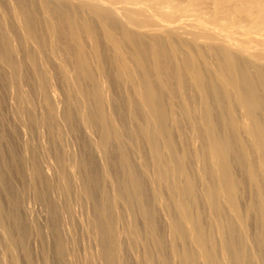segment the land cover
<instances>
[{
    "label": "bare ground",
    "instance_id": "1",
    "mask_svg": "<svg viewBox=\"0 0 264 264\" xmlns=\"http://www.w3.org/2000/svg\"><path fill=\"white\" fill-rule=\"evenodd\" d=\"M2 1L3 0H0L1 5L4 4ZM7 1L6 2L10 4V9L12 11L13 16H15V18L18 22V23L16 22L17 23L16 25H19V27H21L24 31V33H23L24 43H30V44L36 43L38 46L41 43L40 42L41 41L40 40V34H42V37L44 35H46L47 38L49 39L48 43H49V46L52 50L50 52L54 56V58H53L54 62L57 63V64H55L56 65L55 67H57L56 73H60V75H62L66 78V79H64V80H66V84H64V85H67V87L72 89V92L74 93V95L77 98L80 99L81 96L86 97L84 102H86V104L88 103L87 106L89 104H92L91 100H93V98H96V99H98V101H96V102H98L100 105V108H99L98 104L97 105L95 104L96 106H98L97 108H99V110L101 108H103L101 106V104H102L101 101L103 102L102 97H104V96H101V94H102L101 92L104 89L109 90L111 88V87L108 88L107 84H109L108 82H110L112 79L110 81H108L109 77L106 78L107 77L106 71L108 69L110 70L112 68V70H110L114 73V75H112V77L115 76V81L120 83L119 86L121 85L120 87L122 88V92L124 90H127V88L130 91H132V93L130 92V94L131 95L133 94V96H132L133 102L132 101L131 102L133 103V106L136 107V110H140L139 112L133 110L135 113V116H133V114H131V112H130V114L134 118L137 117L136 118L137 120L136 119L135 120L139 124V125H137L136 121L133 118L132 121H135L136 125L138 126V127L137 126L136 127L138 129L135 128V125L134 126L132 125L133 128L138 130V131L136 130V132L138 133V136H141L142 139L145 141V143L150 147H147L145 145V143H144V145L147 148H152L156 154H157L156 150H158V148H162L164 150V152H166V154L168 153L167 151H169V150L171 152L173 150H175V151L177 150L175 145L176 144L179 145V143H176V142H178V138H177V141H174V143H176V144H174L173 140H175L176 138L172 139L171 136L172 137H174V136L178 137L179 136L178 131L183 129V128H180L181 127L180 123L183 121H187V120H185V118H186L185 116H187V114H188V113H186L187 110L186 111L183 110L185 113L184 114L185 115L184 120H181V121L179 120L180 122L176 120L175 115H177V116L180 115V114H178V111H181V110L177 111L176 109L178 108L179 105H181V103H182L181 107L184 106L186 108L190 107V105L187 103L193 102L194 105L193 104L192 105L195 107H196L195 104L198 103V105H197L198 108H202L201 111H203V108H205L206 110L209 109L208 108L209 106L204 104V103H207L206 102L207 99L212 98L211 100L213 103L217 101L218 103L220 102L222 105H223L222 102L226 101L227 104L225 103L223 105V106H225V105L227 106V107L225 106L227 108L226 109L227 112L224 110L225 114L223 113L226 117L222 114L225 117V119H224V117H223V119H221V123H223L224 128L227 129V131H226L227 133L225 135L222 132L223 130L222 131L218 130V131H221L222 134L221 133L220 134L223 135V136H219L220 134H218L216 132L217 131L216 129H213L211 131V133H208V135L212 134V132L215 130L214 132L217 133L216 138H213L214 132H213V135H211L212 139L208 138V135H205L209 131V129L211 128L210 126H213L212 125L213 120L216 118L218 119L221 116V115H219V112L222 113L221 108L223 106H221V105H219V106H221V108L219 107L220 111L218 113H217L218 110H216V113L213 114L212 112H210V109H209L208 111L210 112V114L206 110H205L206 113L205 112L203 113L204 116H202V113H201V116L203 118H201V116L197 115L198 117L201 118L200 119L201 121H199V122H195V120L197 119V116L195 113H197V112L194 113L196 116L195 120L193 119L194 116L192 113H190V115L192 114V116L188 115L194 121L189 119V117H188L187 119H189V120L187 121V123L185 124V122H184V124L189 127V128L186 127V128H188L187 131L191 130L193 138L195 137V139L197 140L195 142H197V143L199 142L201 145V147H199L200 149H197V150H196V148H198V147L194 146L195 147L194 150H195L196 155H197L196 156L197 159L195 158L196 163H197V166H195V167H197V168L196 169L194 168L195 171L197 172V173L195 172L197 175L196 177H194L191 174H187L188 170H186L187 172H185V170H183V168H185L187 163H186V165L184 164L185 166L183 165L181 167L182 161H181L180 166H179L180 168L178 167V170L176 171L178 173V178H179L178 184L176 183L177 181L176 182H175V180L172 181L173 175L168 174L169 170L168 171H165V170L162 171L161 170V172H159L158 171L159 169H156V172L158 171V174H159L158 176L157 175L154 176L150 172V170H148L149 168H146V170H148L154 176V178L156 177L157 179H159L158 177L163 176L164 180H162V179L161 180H162V182H164L165 189H167V192L169 191V193L173 194V197H174V194L176 196L175 202L177 205H175V204L174 205H175V207H177V206L179 207L178 209H180V210H179L178 214L181 213V217H179L180 221L178 220L179 221L178 222L177 219L174 220L173 217L177 218L179 215L177 216L175 214L176 215V217H175V215L173 213L172 214L173 217L171 219H172V222L175 221L176 224L179 223V225H178L179 230L176 228V225L175 226L171 225L170 221H169V223H170L169 226L175 227V230L177 229L178 230L177 232L179 233V234H177L173 230L174 233L177 234L176 236L180 235L181 238L187 242V245H189L188 248H190V246H192V249H194L193 250L194 253L196 252L198 254L197 257L195 258L193 252L191 254L189 251V253L186 254L185 253L186 250H185V252H183L181 254V252H182L181 251L179 254L182 255V257H181V255H180V257L182 258L181 260H183L185 264H264V123L262 122L263 120L260 121L261 116L262 117L264 116V0H7ZM35 2H37V3L35 4ZM7 3H6V6H8ZM34 4L37 5L38 10H40L42 20H43V26L44 27L41 28L42 25L39 26V30H36L35 26L33 25L34 22L32 24V16L36 13L40 14V12L39 13L37 12L38 10H36V13H34V11H35L34 10V8H35ZM36 16H34V18H36V19L40 18V15H39V17H36ZM41 24H42V22H41ZM38 25H40V23ZM17 28H18V26H17ZM18 30H19V28H18ZM4 31L6 33H8L7 28ZM0 32H1V30H0ZM10 32H12V31H10ZM11 36H12L11 34L5 36L4 40L1 42L2 47H0V65L1 64L4 65L9 71H11V73L13 75L14 74L16 75L17 73H19V71L21 70L22 67H21V64H20V66H18L16 64L15 60L18 57L19 52L17 49H14V47H13L14 45L10 44ZM11 40H12L11 43H13V41H14L13 36H12ZM25 46H27V45H25ZM35 50L36 51L38 50L37 47L35 48ZM105 50L107 53H104ZM105 56L107 57V60H106ZM28 57H29V61H30L29 65H30L31 72H38L39 76L41 74H43V70H45V68L43 69L42 63L40 62L41 63V66H40L39 65L40 63L38 64V61H37L39 54L37 55V54H35V52H33ZM42 60H43V58H42ZM68 60H71V61L73 60V62L71 63V61H68ZM106 63H108L107 64L108 67L106 66ZM44 65L45 64H43V66ZM52 66L50 67V69L53 68ZM47 70H48V68H47ZM52 70H50L49 76H51V74L53 73V72L51 73ZM109 70H108V72H109ZM54 71H55V69H54ZM47 72H49V71H47ZM95 73L98 75V78H99V76H101V78H103L102 79L103 81L101 83L97 82L98 79L95 80L96 79V77L94 78V76L96 75ZM19 74H20V76L19 75L18 76L21 77V72ZM110 74H111V72H110ZM44 75L47 76V73L45 74V71H44ZM54 77H55V75H54ZM44 78H42V79H44ZM32 80H34V79H32ZM48 80L50 81V83L47 82L48 84L41 81L44 83L41 86L46 87L45 89L47 92L46 91L45 92H46V94L48 93L47 96L50 99L49 102H51V100H52L51 103H53V101H54V103L56 104V106L54 105L55 106L54 108H56L58 106L57 104L59 102L58 98H57L59 96H57V95H58L59 91L62 90L61 89L62 84L57 83V82L51 83L52 82L51 81L52 76H51V80H50V78ZM98 81H100V80H98ZM45 82H46V78H45ZM6 83L7 82H5V84ZM20 83L21 82H19V84ZM114 84H116V83H114ZM114 84H113V86H114ZM31 85H33V84H31ZM113 86H112V88H113ZM124 86L126 87L125 89L123 88ZM116 88H117V86H116ZM43 90H44V88L42 89V91ZM19 91H21V90H19ZM89 91H93V92H89ZM128 91H125V93L126 92L129 93ZM168 91H169V93L172 92V94H170L171 96L169 97L168 100H166L168 96L165 97V95H169V93H167ZM113 92H114V90H113ZM194 92H196L195 97L197 96V94L200 95V97L198 96L200 99L197 97L199 100L196 98L194 99ZM35 93H37V92H35ZM107 93L112 94L110 92H107ZM164 93H166V94L164 95ZM23 94H24V92H23ZM178 94H179V96H178ZM19 95H20V93H19ZM105 95L110 98V95H107L106 92H105ZM66 96H68V95L66 94ZM26 97H27V94H26ZM64 97H62V98H64ZM90 97H91V99H90ZM163 97L165 98L166 102H164L165 100L163 101V99H164ZM174 98L180 99V101H181V103H177L179 100L176 99L177 100L176 103L179 105L177 107H175L176 104L174 103L175 106H173L174 108H176L175 110H176L177 114L174 113L175 111L171 112L172 110L170 108L172 106L169 107V105H173V102H175ZM65 99H61V97H60V101L62 100V102ZM69 99H70V97H69ZM96 99H94L93 101H95ZM105 99H106V97H105ZM119 99H120V97H119ZM125 99H127V98H125ZM125 99H123V100H125ZM213 99H214V101H213ZM82 100H84V98ZM109 100L110 99H108V102H105V103H109V102L112 103V101H109ZM111 100H112V98H111ZM129 100H127V101L125 100L126 102L124 101V103L127 104V106H128L127 102ZM114 101H115V99H114ZM168 101H169V103H168ZM23 102H24V100H23ZM65 102H67V100ZM121 102H120V104H121ZM59 103H61V102H59ZM80 103H83V102H80ZM213 103H212V105H213ZM86 104H85V106H86ZM95 105L93 104V106H95ZM107 105L110 106V104H107ZM214 105L216 106L215 103H214ZM63 106H64V104H63ZM80 106H82V105H80ZM93 106H91L90 111L92 110ZM104 106H106V105H104ZM165 106L167 107V109L169 107L170 111L168 109V112H167ZM205 106H207V107H205ZM110 107H112V105ZM129 107L131 108V104ZM18 108H20V107H18ZM87 108H86L87 110H84V109L83 110L88 112L89 107H87ZM130 108H129V111H131ZM174 108H173V110H174ZM57 109H58V107H57ZM59 109H61V108H59ZM66 109H67V107H66ZM121 109H122V107H121ZM121 109H119V110H121ZM132 109H134V108L132 107ZM182 109H183V107H182ZM216 109H218V106ZM29 110H31V109H29ZM97 110L95 111L93 108V111L99 112V110L98 111ZM236 110L241 112V114L237 113L238 111L236 112V114L240 115L238 117V119L235 115ZM100 111H102V113H104L103 110H100ZM104 111H106V109ZM133 111H132V113H133ZM183 111H181V112H183ZM189 111H192V110L189 109ZM196 111H198V110H196ZM108 112H109V110H108ZM136 112H138V113H136ZM102 113H100V115L95 114V116L94 115H92V116L96 117V115H99V117L98 116L97 117L100 118L101 115H104V117L105 116L107 117L108 113L106 115H105V113L104 114H102ZM211 113L213 115L216 114L214 117H216L217 114L219 117H216V118L212 117V119H210ZM90 114H92V111L88 115H90ZM127 114H129V113H127ZM130 114H129V117H130ZM181 114H183V113H181ZM20 115H21V113H20ZM90 116H88V118H91ZM118 116H120V115H118ZM181 116L183 117V115H180V117ZM104 117H103V119H104ZM113 117L115 118V116H113ZM18 118H20V117H18ZM28 118H29V116H28ZM88 118L85 120H87L90 123V120ZM60 119L62 120V118H60ZM79 119H80V116H79ZM91 119H95V118H91ZM217 119H216V122H217ZM96 120H97V118H96ZM96 120L92 122L93 127H95L94 125L96 123ZM105 120L108 121L109 117H108V119L106 118ZM219 120L220 119H218V123H219ZM222 120H225V121L222 122ZM65 121H66V119L64 118L63 122H65ZM101 121H103V120H101ZM101 121L99 123H101ZM16 122H18V121H16ZM119 122H120V120H119ZM121 122H122V120H121ZM80 123H81V119H80ZM218 123H216L217 125L215 126V127L218 126L217 129L220 128L221 126H223V125H221L219 127ZM104 124L105 123H103L102 125H104ZM131 124H133V123L131 122ZM87 125H90V124H86V127H88ZM99 125L101 126V124H99ZM115 125H118V124H115ZM115 125H114V127H119V126H115ZM185 125H183V127ZM81 126H83V121H82ZM100 126H98V127H99V130L101 132ZM93 127L91 129H93ZM121 127H122V129L125 128V126L123 128V125ZM208 127H209V129H208ZM109 128H110V126H109ZM126 128L129 129V130L128 129L126 130V131H128L129 134H131L129 132L130 129H132V131H131L132 133H133V130L135 131V129H133L131 126H130V128L129 127H126ZM186 128H184V129H186ZM221 128L223 129V127H221ZM83 129H84V127H83ZM88 129L89 128L85 129V131ZM117 130L119 131V129H116V131ZM93 131L96 132V130H93ZM120 131H121V133L123 132V130H121V129H120ZM224 131H225V129H224ZM74 132L76 133L75 130H74ZM89 132H91V131H89ZM89 132H85V133L88 134ZM97 132L99 133V131H97ZM181 132L184 133L185 130H183ZM105 133H107L106 138H109L108 140H110V137H108V135H110L109 131L107 132L105 130ZM123 133L120 134V132H119V135H121L120 138L124 137ZM126 133H124V135ZM128 133L126 135V138L129 135ZM191 133L189 134V136L191 135ZM78 134L80 135V133H78ZM136 134H134V135H136ZM134 135H133V137H134ZM184 135L186 136L187 134L184 133ZM16 136H17V134H16ZM192 136H191V139H193ZM72 137H74V136H72ZM117 137H118V132H117ZM130 137H132V136L130 135ZM135 137H137V136H135ZM181 137H182V135H181ZM40 138H42V136ZM74 138H76V137H74ZM106 138L104 136L102 139H106ZM132 138H130L129 141ZM139 139H141V138H139ZM92 140H94V139H92ZM135 140H133L134 144L132 145L133 147L135 146L134 150L137 149L138 147H139V149H141L140 145H143V141L142 140H141L142 142L137 141V143L138 142L141 143L138 146V144L136 143ZM193 140H191V141H193ZM204 140H206V141H204ZM49 141H50V139H49ZM159 141L163 142V143L160 142L162 147H159V144H160ZM184 141H185V139H184ZM32 142H33V140H32ZM110 142H111V140H110ZM110 142H108V145ZM180 142H182L181 143V145H182L183 139ZM189 142L188 143L184 142V143L190 144L191 142L190 143ZM82 143H83V141H82ZM104 143L106 144V142H104ZM135 143L138 146L137 148H136ZM38 145H40V144H38ZM164 145H165L166 149H169V150L166 151L165 148L163 147ZM195 145L198 146V144H195ZM126 146H128V145H126ZM145 146H144V148H145ZM174 146H175V148H174ZM184 146H185V144H184ZM187 146L188 145H186V147ZM76 148H78V146ZM144 148H143V151H144ZM178 149H179V146H178ZM180 149H181V147H180ZM182 149H183V147H182ZM184 149L186 150V148H184ZM99 150H100V148H99ZM146 150L149 153L148 149H146ZM185 150L182 152H184L183 154H185V156H186ZM187 150H188V148H187ZM97 151H98V149H97ZM121 151H123V149ZM139 151H141V150H139ZM175 151H173L174 155L176 152H179V151L181 152V150L176 151V152ZM189 151H191V150H189ZM76 152H77V150H76ZM144 152H142V153L144 154ZM154 152L152 153L153 155H154ZM159 152L160 151L158 150V153ZM193 152H192V154L194 155ZM162 153L163 152L161 151V153H160L161 156H159L157 154L159 156V158L163 157L165 155V153H163V154ZM136 154H138V153H136ZM143 154H142L143 158H142V160H140L141 163L143 162V159L145 160L144 156H145L146 152H145L144 156H143ZM152 154H149V155H152ZM177 154H179V153H177ZM192 154H190V155H192ZM139 155H141V154H138L137 157H139ZM170 155H171V153H170ZM112 156H114V154ZM175 156H173V157H175ZM123 157L125 158V156H123ZM145 157H147V156H145ZM181 157L183 158V155ZM191 157H190V159H191ZM147 158L150 159V157H147ZM166 158L168 159V157L162 158L163 159L162 163H164V161L167 160ZM175 158L177 161V157H175ZM187 158L189 160L188 156L185 158V160ZM125 159H127V158H125ZM131 159H133V158L131 157ZM137 159H139V158H136V160ZM155 159L153 162H155L156 160L158 161V158L156 160ZM160 159H159V161H160ZM170 159H171V156H170ZM112 160H114V159H112ZM112 160H111V162H112ZM193 160H194V158H193ZM100 161H102V160L100 159ZM123 161H122V163H124ZM176 161H175V163H176ZM194 161H190L191 164ZM137 162L138 161H136V163ZM148 162H149L148 164L150 167L153 163L151 164L150 161H148ZM102 163H103V161H102ZM107 163H106V165H107ZM117 163H118V161H117ZM130 163L128 162V164L127 163H125V164L129 165ZM168 163H170V162H168ZM196 163L195 164L193 163V164L196 165ZM125 164H124V166H126ZM145 164H146V162L144 163V165L141 164L142 167L143 166L146 167ZM157 164H159V163H156V165ZM133 165H134V162L131 166H133ZM136 165H138V163ZM154 165H155V163H154ZM161 165H160V167L164 166L163 168L165 169L166 165L165 164H163V166H161ZM169 165H171V164H169ZM194 165H192V166L194 167ZM71 166L74 167L73 165H71ZM118 166H120V165L118 164ZM100 167H101V165H100ZM127 167H128L127 169H130L129 166H127ZM155 168H157V167L153 166V170H155ZM171 168L174 169L175 167L174 168L171 167ZM186 168H188V167H186ZM71 169H70V172H72ZM142 169L144 170V168H142ZM175 169H177V167ZM191 169H193V168H191ZM59 170L61 171V169H59ZM134 170H136V169H134ZM134 170H132V171H134ZM146 170H144V171H146ZM151 170H152V168H151ZM129 171H131V170H129ZM144 171H143V173H145V174L148 172V171L147 172H144ZM191 171H193V170H191ZM124 172H126V171H124ZM124 172L122 171V174H126ZM73 173H75V172H73ZM44 174H46V173H44ZM109 174H111V173L109 172ZM129 174H131V173L128 172L127 175H129ZM145 174H142V175L140 174L143 177V179L145 177L149 176V173H147L148 176H147V174L146 175ZM192 174H194V173L192 172ZM107 175H108V173H107ZM112 175H114V174H112ZM117 175H119V174H117ZM132 175H130V176H132ZM135 175H138V174L136 173ZM143 175H145V177ZM152 175H150V176H152ZM189 175H190V177L192 176L191 178L194 177L195 179L194 178L192 180L189 179L190 178V177H188ZM73 176H74V174H73ZM169 176L171 177L170 178L171 180L169 179ZM117 177H119V176H117ZM135 177L136 176H134V178ZM138 177L139 176H137V179L139 180L140 178H138ZM134 178H133V181H134ZM74 179H75V177H74ZM122 179H123V182L128 180V179L126 180V179L121 177V180H118V181H122ZM148 179H150V177H148ZM103 180L104 179H102V185H103V182L105 181V180L104 181ZM115 180H117V178ZM176 180H177V178H176ZM139 181H137V182H139ZM155 181L152 183L155 184ZM171 181L175 182V183H172ZM28 182H29V180H28ZM135 182H134V185L136 187ZM143 182L144 181L142 180V183ZM149 182L151 183V180ZM145 183H144V185H145ZM152 183H151V186L155 187V185H153ZM125 184H126V187H128L127 186L128 183H125ZM113 185H114V183H113ZM118 185H117V187H118ZM129 185H130V182H129ZM139 185L137 188H139ZM147 185H148V180H147ZM158 185L160 186V184H158ZM158 185H157V188L159 189ZM104 186H102V187H104ZM108 186L110 187V185H108ZM151 186L149 185L148 188H151ZM122 187L123 186H120L119 189L121 190ZM131 187H130V191L132 189ZM145 187L147 188V186H145ZM154 187H153V189H154ZM161 187H160V190H161ZM197 187H198V189H199V187H201V188L203 187V189H204V190L201 189L204 192V195L201 194V196H205L207 208H206V211L204 210V212H206V214L208 212L209 214H207V215H209V216L206 215L207 216L206 220L203 218L204 219L203 221L204 222L206 221V225H207L208 224L207 223L208 217H211L210 218L211 219L210 225L208 224V227H206L204 225L205 228H209V226L211 227V229H212L211 233H210L211 230L208 232V229H206L207 230V232H206L205 228L202 227V225H201L202 224L201 223L202 217L199 218L200 215H198L199 217L196 215V217L194 218L193 216H195V215L192 213L193 211L191 212L192 205H194L193 207L196 209L198 207L197 206L198 204L196 202L197 198H194L196 201H191L192 195H193V197L194 196L199 197V196L194 195V191L197 190L196 189ZM142 188H143V186L140 187L139 190ZM157 188L155 187L156 190H157ZM49 189H51V188H49ZM153 189H151V190H153ZM58 190H60V189H58ZM115 190L116 189L114 188V191ZM142 190H143V192H145V189H142ZM142 190H140V191H142ZM62 191L63 190H61V192ZM104 191H103V194H104ZM114 191L110 190L111 193H113ZM136 191H138V190H136ZM140 191H138L139 193L138 192H136V193L138 195L141 193L143 194V192L140 193ZM66 192H68V191H66ZM86 192H88V191H86ZM116 192L119 193L118 191H116ZM133 192H135V188H134ZM151 192H153V191H151ZM41 193H42V191H41ZM128 193H126V194H128ZM136 193H134V194H136ZM155 193H154V195H157V192H155ZM201 193H202V191H201ZM120 194L123 195L124 193L120 192ZM129 194L132 195L133 193L131 192ZM163 194H164V192H163ZM163 194H162V196H163ZM117 195H119V194H116V196ZM146 195H148V194H146ZM140 196H142V195H140ZM113 197H115V196H113ZM119 197H120V195H119ZM119 197L117 198L116 201L119 200ZM123 197H125V199H126V196L123 195ZM154 197L156 198V196H154ZM169 197H172V196H169ZM122 198H121V201H122ZM128 198H127V201H128ZM135 198H136V195H135ZM142 198H146V197L142 196ZM153 198H152V200H153ZM159 198H161L159 200H162V198H164V196L163 197L159 196ZM87 199H89L88 196H87ZM104 199H105V197H104ZM172 199H174V198H172ZM199 199L203 200L204 197L203 198L199 197L198 200ZM141 200H143V199H140V201ZM201 200H199V203L203 202ZM111 201L114 202L115 199H114V201L111 199ZM124 201L125 200H123V202ZM135 201L136 202H134V201L133 202L135 204H137V202H138V205H136L137 206L136 208L139 209V205H140L139 204V198H138V201L137 200H135ZM143 201H145V200H143ZM143 201H141V204ZM146 201H147V199H146ZM154 201L156 202V199L153 200V203H154ZM120 202L118 201V203H120ZM131 202L132 201H130V203ZM165 202H168V201H164V203ZM144 203L145 202H143V205H144ZM170 203H172V202H170ZM170 203L168 205H170ZM203 203H204L203 205H205V202H203ZM148 204H149V202H148ZM156 204H158V203H156ZM42 205H43V203H42ZM78 205H80V204H78ZM99 205H100V203H99ZM106 205H107V203H106ZM120 205H122V202ZM145 205H147V204H145ZM203 205H200V206H203ZM109 206L111 207L112 205H109ZM116 206H119V204L118 205L116 204L114 207H116ZM148 206H145V207L148 208ZM161 206H163V205L161 204ZM170 206H172V205H170ZM170 206H169V208H170ZM99 207L101 209V206H99ZM103 207H104V205L102 206V210H105V209H103ZM107 207H108V205H107ZM107 207L105 206V208H107ZM159 207H160V205H159ZM175 207H172V208H175ZM199 207H198V209H199ZM79 208L80 207H78L77 209H79ZM81 208H82V206H81ZM123 208H124V206H123ZM164 208H166V207H164ZM164 208H162V209H164ZM138 209H137V211H138ZM141 209H139V211H141ZM144 209L142 210V211H144L143 213L149 212L148 209H145L146 211ZM201 209H202V207H201ZM118 210H120V209H118ZM166 210H164L166 212V214L168 211L173 212L172 211L173 209L168 210V207L166 208ZM79 211H80V209H79ZM108 211H111V210H108ZM125 211H124V213L126 214L127 212H125ZM151 211H152V209H151ZM176 211H177V209H176ZM176 211L174 210L175 213H176ZM100 212L103 213L105 211H100ZM149 213H151V212H149ZM139 214L140 213H136L137 217ZM169 214H171V213L169 212ZM199 214H200V212H199ZM104 215L105 214H103V217H104ZM108 215H110V214H108ZM127 215H128V213H127ZM129 215H130V213H129ZM151 215H153V214L151 213ZM110 216H112V215H110ZM201 216H202V214H201ZM106 217H109V216H106ZM129 217L131 218V216H129ZM86 218H89V217H86ZM96 218L97 217L95 216V219ZM110 218H112V217H110ZM117 218H119V217H117ZM130 218H128V219L131 221ZM132 218H134V216ZM149 218H151V217H149ZM92 219H94V218L92 217ZM96 220H93V221H96ZM106 220L107 219L105 218V220H104L105 223L107 222ZM108 220H109V218H108ZM141 220H143V219L141 218ZM5 221H7V220H5ZM86 221H88V220H86ZM208 221H210V220H208ZM99 222H100V220H99ZM110 222H111V220H110ZM110 222H108V224ZM113 222H116V221H113ZM127 222H129V221H127ZM144 222H145V220H144ZM152 222L150 221V223H152ZM175 222H174V224H175ZM119 223H117V224H119ZM124 223H125V221H124ZM130 223H129V225L132 224V223L131 224ZM89 224H92V223H89ZM133 224H136V223L133 222ZM137 225H138V223H137ZM137 225H134V226H136V228H137ZM3 226H4V224H3ZM5 226H7V225H5ZM96 226L97 225H95L94 227L92 226V227L95 229ZM110 226H111V224H110ZM113 226H114V224H113ZM145 226H146V224H145ZM158 226H159V224H158ZM85 227H86V225H85ZM102 227H103V224H102ZM108 227L106 226V228H108ZM151 227L153 228L154 226L151 225ZM98 228H99V226H98ZM98 228H96V229H98ZM114 228H115V226H114ZM134 228H132V229L134 230ZM139 228L140 227H138V229ZM146 228L149 229L150 227H146ZM88 229H90V226ZM108 229L111 230V228H108ZM132 229L131 230L129 229V231H131L132 234H134ZM90 230L93 231V229H90ZM137 230H136V232H137ZM141 230L138 233H140L142 235L145 232H144V230H142L143 233H141ZM149 230H148V232H150ZM152 230L154 232V228ZM106 231H109V230H106ZM113 231H112V233H114ZM129 231H127V233ZM254 231H255V233H254ZM96 232H97V230H96ZM98 232L100 233L99 230H98ZM102 232H104V231H101L100 234L103 236L104 233H102ZM109 232L111 233V231H109ZM148 232H147V234H149V236H150V233H148ZM153 232L151 231V233H153ZM87 233H89V232H87ZM94 233H95V231L91 234L96 235V238H97V236H99V235L94 234ZM168 233H170V232H168ZM168 233H167V235H168ZM68 234H70V233H68ZM107 234L109 235V233H107ZM114 234L118 235L117 233H114ZM114 234H112V235H114ZM119 234L122 235L124 233L119 232ZM128 234L126 236H128ZM132 234L130 236H132ZM140 234H138V236ZM171 235H173L172 232H171ZM100 236H99V238H100ZM104 236H107V235L105 234ZM120 236L118 235L117 237H120ZM130 236L128 238L132 239L133 236L132 237H130ZM134 236H136V235L134 234ZM149 236L143 238V240H145L146 238L149 239ZM154 236L157 237V235H154ZM122 237H123V235H122ZM153 237H150V238L152 239ZM158 237L157 238L154 237V238L157 240ZM252 237H254L253 239H255V240H253V241H255V245L257 244V246H255V245H253V246H255V249L258 250L259 253L256 252L255 249H253V250L251 249V245L253 243V241L251 239ZM17 238H19V237H17ZM170 238L172 239L171 236H170ZM173 238H175V237H173ZM92 239L94 240V237ZM114 239H116V238H114ZM126 239H127V237H126ZM151 239H149V240H151ZM166 239H167V236H166ZM180 239L175 238L176 241L180 240ZM100 240L101 239H99L98 241H100ZM127 240H129V239H127ZM136 240H138V238ZM158 240H157V242L160 246V243ZM175 240H174V242H175ZM96 241H95V243H96ZM103 241L104 240H102V242ZM111 241L115 242V240L113 241V239ZM116 241H118V240H116ZM142 241H139V243L141 242V244H142ZM185 241L183 244L186 243ZM145 242L143 241V243H145ZM171 242H172V240H171ZM174 242H173V245H174ZM180 242L182 243L183 241H180ZM97 243H100V242H97ZM119 243L117 245H119ZM121 243H123V242H121ZM175 243L179 245V243H177V242H175ZM97 245H99V244H97ZM97 245H95V246H97ZM102 245H104V244H102ZM102 245L100 243V246H102ZM146 245H147V242H146ZM146 245H145V247H146ZM155 245L157 248L158 247L157 243ZM19 246H21V244ZM113 246H112V248L115 249V247H113ZM120 246H118V247H120ZM147 246H149V245H147ZM171 246L172 245L170 244V246L167 248L171 249ZM256 247L259 249H257ZM148 248L151 251L150 247H148ZM172 248H174L173 250H175L178 247L176 246V248H175L174 246H172ZM2 249H3V247H2ZM96 249H98V248H96ZM108 249H109V247H108ZM119 249L120 248H118V249L116 248V250H119ZM157 249L159 250V247ZM183 249L184 248H182V250ZM192 249H191V251H192ZM103 250H104V247H103ZM133 250H134V248H133ZM154 250H155V248L153 249V252H154ZM161 250H162V248H161ZM108 251H111V250L109 249ZM112 251H113L112 254L115 253L114 250H112ZM0 252H1V250H0ZM103 252H101V253H103ZM119 252H120V250H119ZM119 252H118V254H121V257H122V252L121 253H119ZM161 252H163V251H161ZM174 252L175 251H173L171 253H174ZM108 253H110V252H108ZM157 254H158V251H157ZM104 255H103V257H104ZM160 255H156V256H160ZM173 255H175V254H173ZM3 256H4V254H3ZM93 256L95 257V255H93ZM105 256H107V254ZM112 256L113 255H111V257ZM138 256H139V254H138ZM109 257H110V255H109ZM114 257H116V255ZM171 257H172V255H171ZM176 257L177 256L175 255V258ZM162 258H164V257H162ZM117 259H115V260H117ZM143 259H145V258H143ZM158 259H160V258L158 257ZM105 260L107 263V261H108L107 257L105 258ZM119 261H121V259ZM115 262L112 264H117V261H115ZM176 262H177V260H176ZM169 263H170V261H169ZM179 263H180V261L177 262V264H179ZM108 264H109V261H108ZM159 264H164V263H159Z\"/></svg>",
    "mask_w": 264,
    "mask_h": 264
},
{
    "label": "rangeland",
    "instance_id": "2",
    "mask_svg": "<svg viewBox=\"0 0 264 264\" xmlns=\"http://www.w3.org/2000/svg\"><path fill=\"white\" fill-rule=\"evenodd\" d=\"M7 0H3L2 2L4 3L3 5H1L0 4V30H1V32H0V47H2L1 46V42L4 40V38H5V36H7V35H12L13 36V39H14V41H13V43H11V39H12V36H11V38H10V44L11 45H14L13 47H14V49H17L18 50V52H19V55H18V57L16 58V64L18 65V66H20V64H21V70L19 71V73L21 72V77H19L20 76V74L19 73H17L16 75L14 74H12L11 73V71H9L4 65H0V250H1V252H0V264H108V261H109V264H112V263H114L115 261H117V264L119 263V264H159V263H164V264H177V262L178 261H180V263L181 264H185L184 263V261L183 260H181L182 258V253L183 252H185V250H186V254L187 253H189V251H190V253L192 254V252L194 253V249H192V246H190V248H188L189 247V245H187V242L184 240V239H182L181 238V236L180 235H178V236H176L177 234H179L177 231L179 230L178 228V225H179V223H177L176 224V222L174 221V220H176L177 219V221L179 220L180 221V218L179 217H181V213L180 214H178L179 213V210L180 209H178L179 207L177 206V207H175V205H177L176 204V202H175V199H176V196H175V194H174V197H173V194H171V193H169V191L167 192V189H165V186H164V182H162V180H164L163 178V176H160V177H158L159 179H157L156 177L154 178V176H158L159 174H158V171L159 172H161V170L163 171V170H165V171H168L169 173L168 174H171V175H173V178H172V181H174L175 180V182L178 184V173L176 172L177 170H178V167L180 166V163H181V161H182V165H181V167L185 164L186 165V163H187V165L185 166V168H183V170H185V172H187L186 170H188V172H187V174H191V175H193L194 177H196L197 175H196V171H195V169L197 168V167H195V166H197V163H196V159H197V155H196V152H195V147H198V148H196V150L197 149H200L199 147H201V145H200V143L198 142H195V141H197L196 139H195V137L193 138V136H192V133H191V130H189V131H187L188 130V126H186L185 124L187 123V121L189 120V119H191V117L190 116H192V114H193V116H194V120L196 119V116L197 115H199V116H201V113H202V116H204V112L206 113V111H208L209 109H210V112H212L213 114L214 113H216V110H218L217 111V113L220 111V108H221V106H223L225 103H226V101L225 102H222L223 103V105L219 102H214L215 104H216V106L214 105V103L212 102V98L211 99H207V103H204V104H206L207 106H209L207 109L208 110H206L205 108H203V111H201L202 110V108H198V103L197 104H195L196 105V107L195 106H193L194 104H193V102H191V103H187V104H189L190 105V107L189 108H186V107H184V106H182L183 107V109H182V107H181V105H182V103H181V101H180V99H177V98H174L175 99V102H173V105H169V107L170 106H172L170 109L172 110L171 112H174V113H176L177 114V112H176V110L178 111V110H181V111H186L187 110V112L186 113H188L187 114V116H185L184 114V111L183 112H181V111H178V114H180V115H183V117L181 116L180 117V115H175V118H176V120L177 121H181V120H184V118H185V120H187V121H183V122H181L183 125H185L184 127H183V125L180 123V128H183L182 130H180V131H178V134H179V136L178 137H176V136H174V137H172L171 136V138L172 139H175V140H173V143H174V141H177V138H178V142H176V143H179V145L178 144H176V143H174V144H176L175 146H176V151H179V150H181V152L182 151H184L185 149L184 148H186V156H185V154H183L184 152H176L175 150H173V151H175L176 153H175V155H174V153H173V151L171 152L169 149H166V147H165V145L163 146L164 148H165V150L167 151V150H169V151H167L168 153L166 154V152H164V150L162 149V148H158V150L160 151L159 153H158V150H156V152H157V154L159 155V156H161V151L163 152V153H165V155L163 156V157H160L159 158V156L153 151V149L152 148H147V147H150V146H148L146 143H145V141L142 139V137L141 136H138V133L136 132V130L138 129L137 127V125H139L138 123H137V117L136 118H134L133 116H135V113H134V111L133 110H135V111H140V110H136V107L135 106H133V100H132V96H133V94L131 95L130 94V92L132 93V91H130L128 88H127V90H124L126 87L124 86L123 88V92H122V88L119 86V84L120 83H118V82H116L115 81V76H113L112 77V75H114V73L112 72V71H110V70H112V68L109 70L107 67V64L108 63H106V68L109 70V72H108V70L106 71V78H108V81H110L111 79V81L110 82H108L109 84H107V86H108V88H110L108 91L107 90H103L101 93V96H104V97H102L103 98V102L101 101V106L103 107V108H101L100 110H103V112L105 113V115L108 113H110L109 115L107 114V117L105 116L104 117V115H101L100 116V118H98L99 117V115H100V113H102V111H100L99 110V108H100V105H99V103L98 102H96V101H98V99H96V98H93V100L94 99H96L95 101H93V100H91L92 101V104H89L88 106H87V104H86V102H84L85 101V99H86V97H80V99L79 98H77L75 95H74V93L72 92V89H70L69 87H67V85H64V84H66V80H64V79H66L64 76H62V75H60V73H56L57 72V67H55L56 65L55 64H57L56 62H54V56L52 55V53L50 52V51H52L51 50V48H50V46H49V39L47 38V36L46 35H44L43 37H42V34H40V44L37 46V44L36 43H34V44H30V43H24V41H23V33H24V31H23V29L21 28V27H19V25H16L18 22H17V20H16V18H15V16H13V14H12V11H11V9H10V4L9 3H7L6 2ZM6 3H7V5L8 6H6ZM37 2H35V4H36ZM34 4V5H35ZM35 8H34V13H36V10H38V7H37V5H35L34 6ZM9 8V9H8ZM38 13L40 12V10H38L37 11ZM6 15V16H5ZM37 15V16H36ZM39 15H40V18H34V16H36V17H39ZM4 20V21H3ZM37 20V21H36ZM17 22V23H16ZM33 22H34V24H33ZM40 23V25H38L39 23ZM41 22H42V24H41ZM6 23V24H5ZM32 24L35 26V28H36V30H39V26H41V28L42 27H44L43 26V20H42V16H41V12H40V14H34L33 16H32ZM2 25V26H1ZM38 25V26H37ZM17 26H18V28H19V30H18V28H17ZM7 28L8 29V33H6L4 30ZM10 31H12V32H10ZM5 33V34H4ZM10 33V34H9ZM13 33V34H12ZM16 34V35H15ZM2 35V36H1ZM5 35V36H4ZM43 39V40H42ZM25 45H27V46H25ZM36 45V46H35ZM27 47V48H26ZM37 47V51L35 50V48ZM25 48V49H24ZM49 48V49H48ZM27 50V51H26ZM33 50V51H32ZM33 52H35V54H39V57H38V64L41 62L42 63V67H43V69L45 68V70H43V74H41L40 76H39V74H38V72H31V70H30V61H29V57L28 56H30L31 54ZM37 52V53H36ZM104 53H107L106 52V50L104 51ZM46 54V55H45ZM26 57V58H25ZM41 57V58H40ZM106 57V56H105ZM24 58V59H23ZM42 58H43V60H42ZM40 60V61H39ZM106 60H107V57H106ZM68 61H71V60H68ZM73 62V60L71 61V63ZM41 63L39 64L40 66H41ZM43 64H45L44 66H43ZM47 65V66H46ZM53 65V66H52ZM4 66V67H3ZM53 67V68H51L50 69V67ZM47 68H48V70H47ZM53 69V70H52ZM54 69H55V71H54ZM50 70H52L51 71V76H52V80H51V76H49L50 75ZM44 71H45V74L47 73V76L46 75H44ZM47 71H49V72H47ZM110 72H111V74H110ZM35 73V74H34ZM49 73V74H48ZM96 74V73H95ZM19 75V76H18ZM36 75V76H35ZM43 75V76H42ZM54 75H55V77H54ZM59 75V76H58ZM97 75V74H96ZM94 76V78L96 77V79L95 80H100V81H98L97 80V82H99V83H101L103 80V78H101V76H99V78H98V75L97 76ZM49 76V77H48ZM19 77V78H18ZM32 77V78H31ZM46 78V82H45V78ZM22 80H21V79ZM42 78H44V79H42ZM50 78V80L52 81L51 83H55V82H57V83H60V84H62V90H60L59 91V93H58V95L57 96H59V97H57L58 98V101L59 102H61V103H59L58 102V109H57V107L56 108H54L55 106H56V104L54 103V101H53V103H51L52 102V100H51V102H49L50 101V99H49V97L47 96L48 95V93L46 94V87H43V86H41V85H43L44 83H50V81L48 80ZM58 78V79H57ZM62 78V79H61ZM32 79H34V80H32ZM32 80V81H31ZM62 80V81H61ZM21 82L20 84H19V82ZM41 81H43V82H41ZM114 81V82H113ZM5 82H7L6 84H5ZM47 83V84H48ZM114 83H116V84H114ZM31 84H33V85H31ZM37 84V85H36ZM113 84H114V86H113ZM34 86V87H33ZM112 86H113V88H112ZM116 86H117V88H116ZM120 88H119V87ZM123 86V85H122ZM23 88V89H22ZM31 88V89H30ZM34 88V89H33ZM37 88V89H36ZM44 88V90L42 91V89ZM66 88V89H65ZM70 90H69V89ZM19 90H21V91H19ZM113 90H114V92H113ZM129 90V91H128ZM46 91V92H45ZM71 93H70V92ZM121 91V92H120ZM125 91H128L129 93H125ZM17 92V93H16ZM23 92H24V94H23ZM35 92H37V93H35ZM45 94H44V93ZM89 92H93V91H89ZM105 92H106V94L107 95H110V98L109 97H107L106 95H105ZM107 92H110V93H112V94H109V93H107ZM120 92V93H119ZM19 93H20V95H19ZM167 93H169V91L167 92ZM196 92H194V99L196 98V99H198L199 97H200V95H198L197 94V96L195 97V94ZM26 94H27V97H26ZM66 94L68 95V96H66ZM72 94V95H71ZM89 94V93H88ZM131 96H130V95ZM166 93H164V95H165ZM170 94H172V92H170L169 93V95H165V97L166 96H168L167 97V99L166 100H168L169 99V97L171 96ZM177 94V93H176ZM175 94V95H176ZM35 95V96H34ZM62 95V96H61ZM70 95V96H69ZM91 95V94H90ZM89 95V96H90ZM163 95V96H164ZM19 96V97H18ZM30 96V97H29ZM65 96V97H64ZM113 96V97H112ZM178 96H179V94H178ZM199 96V97H198ZM48 99H47V98ZM60 97H61V99H65V100H63V102H62V100L60 101ZM62 97H64V98H62ZM69 97H70V99H69ZM105 97H106V99H105ZM115 97V98H114ZM119 97H120V99H119ZM127 98V99H125V98ZM198 97V98H197ZM14 98V99H13ZM20 98V99H19ZM23 98V99H22ZM35 98V99H34ZM84 98V100H82ZM111 98H112V100H111ZM118 98V99H117ZM164 98V97H163ZM179 98V97H178ZM69 99V100H68ZM90 99H91V97H90ZM108 99H110L109 101H112V103L111 102H109V103H105V102H108ZM114 99H115V101H114ZM117 99V100H116ZM122 99V100H121ZM123 99H125L126 101L127 100H129L127 103H128V106H127V104H125L124 103V101L125 100H123ZM179 100L178 102H177V100ZM200 99V98H199ZM198 99V100H199ZM23 100H24V102L26 103H24L23 102ZM67 100V102L69 103H67V102H65ZM79 100V101H78ZM165 100V98L163 99V101ZM166 100L164 101V102H166ZM13 101V102H12ZM90 101V102H91ZM118 103H117V102ZM122 101V102H121ZM125 101V102H126ZM132 101V102H131ZM174 101V100H173ZM213 101H214V99H213ZM48 102V103H47ZM80 102H83V103H80ZM120 102H121V104H120ZM181 103V105H179V104H177V103ZM197 102V101H196ZM19 103V104H18ZM50 103V104H49ZM64 104V106H63V104ZM86 104V106L87 107H89V110H88V112L87 111H84V110H87L88 108L85 106V104ZM168 103H169V101H168ZM176 104V106H175V104ZM212 103H213V105H212ZM218 103V104H217ZM24 104V105H23ZM60 104V105H59ZM84 104V105H83ZM93 104L95 105H97L98 104V106H99V108H97L98 106H93ZM107 104H110V106L112 105V107H110V106H108ZM117 104V105H116ZM130 104H131V108L129 107L130 106ZM193 104V105H192ZM227 104V103H226ZM23 105V106H22ZM29 105V106H28ZM48 105V106H47ZM55 105V106H54ZM80 105H82V106H80ZM93 106L92 107V114H90V115H88L89 113H91V111H90V108H91V106ZM104 105H106V106H104ZM167 105V104H166ZM181 107H179V106ZM219 105H221V106H219ZM17 106V107H16ZM25 106V107H24ZM61 106V107H60ZM84 106V107H83ZM125 106V107H124ZM168 106V105H167ZM173 106H175V107H177L178 106V108L176 109V108H174ZM207 106H205V107H207ZM217 106H218V109H216L217 108ZM226 106V105H225ZM225 106H223L221 109H222V113L221 112H219V115H221L220 117L218 116V114H217V116L216 117H219L218 119H220L219 120V123H218V119L216 118V117H214L215 115H213L212 113H211V118L210 119H212V117H214V118H216L217 119V122H216V119H214L213 120V126H210L211 128V130L209 129V127H208V129H209V131L205 134V135H208V133H211V131L213 130V129H216L217 131V133L218 134H220L221 133V131L224 133V135L227 133L226 131H227V129L226 128H224V125H223V123H221V119H223V117L225 116L224 114V110L226 111V107ZM18 107H20V108H18ZM32 107V108H31ZM35 107V108H34ZM65 107V108H64ZM66 107H67V109H66ZM83 107V108H82ZM121 107H122V109H121ZM127 107V108H126ZM132 107L134 108V109H132ZM166 107V106H165ZM169 107H168V109H169ZM195 109H194V108ZM215 110H213L212 108ZM220 107V108H219ZM8 110H7V109ZM24 108V109H23ZM59 108H61V109H59ZM87 108V109H86ZM93 108H94V110L96 111L97 109L99 110V112H95V111H93ZM96 108V109H95ZM121 109V110H119V109ZM129 108L131 109V111H129ZM173 108H174V110H173ZM180 108V109H179ZM193 108V109H192ZM18 109V110H17ZM28 109V110H27ZM29 109H31V110H29ZM50 109V110H49ZM84 109V110H83ZM106 109V111H104ZM112 109V110H111ZM168 109H167V107H166V110H167V112H168ZM170 109H169V111H170ZM176 109V110H175ZM189 109H191L192 111H189ZM212 109V110H211ZM238 109V108H237ZM83 112H81V111ZM97 110V111H98ZM108 110H109V112H108ZM111 110V111H110ZM117 110V111H116ZM123 110V111H122ZM196 110H198V111H196ZM206 110V111H205ZM8 111V112H7ZM22 111V112H21ZM47 111V112H46ZM57 111V112H56ZM71 111V112H70ZM132 111H133V113H132ZM194 111V112H193ZM200 111V112H199ZM238 110H236L235 111V115H236V117H237V119H238V117L240 116V115H238V114H236V112H237ZM30 112V113H29ZM87 112V113H86ZM123 112V113H122ZM126 112V113H125ZM130 112H131V114H133V116L130 114ZM138 112H136V113H138ZM183 113V114H181V113ZM195 112H197V113H195ZM209 112V111H208ZM210 112H209V114H210ZM227 112V111H226ZM6 113V114H5ZM13 115H12V114ZM20 113H21V115H20ZM104 113H102V114H104ZM127 113H129L130 114V117H129V114H127ZM190 113H192L191 115H190ZM196 114V116H195V114ZM200 113V114H199ZM221 113V114H220ZM224 113V114H223ZM237 113H240L241 114V112L240 111H238ZM10 114V115H9ZM29 114V115H28ZM31 114V115H30ZM95 114H99V115H96V117H94L95 116ZM113 114V115H112ZM224 116H223V115ZM83 117H82V116ZM85 115V116H84ZM90 116L91 118H95V119H91V118H88V116ZM92 115H94V116H92ZM117 115V116H116ZM118 115H120V116H118ZM188 115H190V116H188ZM11 116V117H10ZM28 116H29V118H28ZM60 116V117H59ZM62 116V117H61ZM79 116H80V119H81V123H80V119H79ZM98 116V117H97ZM104 117V119H103V117ZM113 116H115V118L113 117ZM177 116V117H176ZM185 116V117H184ZM201 116V118H203ZM18 117H20V118H18ZM68 117V118H67ZM108 117H109V120L108 121H106L105 119L107 118L108 119ZM123 117V118H122ZM179 117V118H178ZM189 117V119H187ZM226 117V116H225ZM225 117H224V119H225ZM18 118V119H17ZM60 118H62V120L60 119ZM64 118L66 119V121L68 122H63L64 121ZM83 118V119H82ZM89 119L90 120V123L87 121V120H85V119ZM96 118H97V120H96ZM112 118V119H111ZM121 118V119H120ZM134 118V120L136 121V123H137V125H136V123H135V121H132V119ZM200 117H198L197 116V119L195 120V122H199V121H201L200 119H201ZM15 119V120H14ZM101 120H103V121H101V123H99ZM115 119V120H114ZM130 119V120H129ZM193 119H191V120H193ZM96 120V123H95V127H93V125H92V122L93 121H95ZM114 120V121H113ZM119 120H120V122H119ZM121 120H122V122H121ZM126 120V121H125ZM193 120V121H194ZM203 120V119H202ZM261 120H263L262 122L264 123V116L262 117L261 116V118H260V121ZM16 121H18V122H16ZM82 121H83V126H81V124H82ZM179 121V122H180ZM223 121H225V120H222V122ZM14 124H13V123ZM38 122V123H37ZM42 122V123H41ZM98 122V123H97ZM111 122V123H110ZM119 122V123H118ZM128 122V123H127ZM131 122L133 123V124H131ZM184 122H185V124H184ZM21 123V124H20ZM63 123V124H62ZM103 123H105L104 125H102ZM108 123V124H107ZM118 124V125H115V124ZM121 123V124H120ZM216 123H218V125H219V127L221 126V125H223V126H221V127H223V129L220 127V128H218L217 129V127H215L217 124ZM221 123V124H220ZM62 124V125H61ZM86 124H90V125H87L88 127H86ZM94 124V123H93ZM98 124V125H97ZM99 124H101V126L99 125ZM110 124V125H109ZM215 124V125H214ZM78 125V126H77ZM92 125V126H91ZM109 128V126H110V128L108 129L106 126ZM114 125L115 126H119V127H114ZM123 125V128H124V126H125V128L124 129H122V126ZM127 125V126H126ZM135 125V128H137V129H135V128H133V126ZM20 129H18L17 127ZM98 126H100V129H101V132H100V130H99V127ZM105 126V127H104ZM130 126L133 128V129H135V131L133 130V133L131 132L132 131V129H130V133L131 134H129L128 133V131H126L128 128H126V127H129L130 128ZM137 126V127H136ZM10 127V128H9ZM16 127V128H15ZM21 127V128H20ZM45 127V128H44ZM56 127V128H55ZM83 127H84V129H83ZM93 127V129H91ZM113 127V128H112ZM186 127H188V128H186ZM215 127V128H214ZM12 128V129H11ZM42 128V129H41ZM69 128V129H68ZM87 128H89L88 130L89 131H91V132H89L88 130H86L85 131V129H87ZM95 128V129H94ZM98 128V129H97ZM104 128V129H103ZM112 128V129H111ZM184 128H186V129H184ZM64 129V130H63ZM66 129V130H65ZM72 129V130H71ZM91 129V130H90ZM116 129H119V131L117 130L116 131ZM120 129L121 130H123V132L124 133H128L129 135V137H130V135L133 137V135L134 134H136V135H134V137L135 136H137V137H130V138H132L130 141H129V137L127 136V138H126V135H127V133L124 135V133H123V136L126 138H124V137H122V138H120L121 137V135H119V132H120V134H122L121 133V131H120ZM224 129H225V131H224ZM12 130V131H11ZM19 130V131H18ZM50 130V131H49ZM74 130L76 131V133L74 132ZM93 130H96V132L95 131H93ZM103 130V131H102ZM105 130L108 132L109 131V134L110 135H108V137H110V140H111V142H110V140H108L109 138H106V136H107V133H105ZM129 130V129H128ZM183 130H185V134H187L186 136L184 135V133H182L181 131H183ZM218 130H221V131H218ZM15 131V132H14ZM17 131V132H16ZM65 131V132H64ZM67 131V132H66ZM97 131H99V133L97 132ZM126 131V132H125ZM138 131V130H137ZM215 131V130H214ZM213 131V132H214ZM69 132V133H68ZM85 132H89L88 134H86ZM103 132V133H102ZM116 132V133H115ZM117 132H118V137H117ZM136 132V133H135ZM213 132H212V134H209L208 135V138H210V139H212V136L211 135H213ZM17 134V136H16V134ZM20 133V134H19ZM68 133V134H67ZM78 133H80V135L78 134ZM85 133V134H84ZM94 133V134H93ZM97 133V134H96ZM102 135H101V134ZM105 133V134H104ZM191 133V135L189 136V134ZM217 133H215L214 132V136H213V138H216V134ZM222 134V133H221ZM219 135V136H223V135ZM45 135V136H44ZM91 137H90V136ZM100 135V136H99ZM181 135H182V137H181ZM13 136V137H12ZM21 136V137H20ZM42 136V138H40ZM48 136V137H47ZM60 136V137H59ZM72 136H74V137H76V138H74V137H72ZM105 136V138L106 139H102L103 137ZM185 136V137H184ZM191 136H192V138L194 139H191ZM218 136V135H217ZM24 137V138H23ZM58 137V138H57ZM63 137V138H62ZM78 137V138H77ZM20 138V139H19ZM45 138V139H44ZM61 138V139H60ZM67 138V139H66ZM69 138V139H68ZM129 138V139H128ZM139 138H141V139H139ZM181 138V139H180ZM187 138V139H186ZM12 139V140H11ZM49 139H50V141H49ZM79 139V140H78ZM92 139H94V140H92ZM118 139V140H117ZM136 139V140H135ZM180 139V140H179ZM183 139V144L181 145V143L182 142H180L181 140ZM184 139H185V141H184ZM32 140H33V142H32ZM104 140V141H103ZM107 140V141H106ZM116 140V141H115ZM133 140H135L136 141V143H137V141H140V142H142L143 141V145H140V148L141 149H139V144H141L140 142H138L137 144H138V146H137V144H136V148L138 149H135L134 150V148H135V146L133 147L132 145L134 144L133 143ZM142 140V141H141ZM187 140V141H186ZM191 140H193V141H191ZM42 141V142H41ZM48 141V142H47ZM58 141V142H57ZM63 141V142H62ZM75 141V142H74ZM82 141H83V143H82ZM134 141V142H135ZM191 143H190V142ZM204 141H206V140H204ZM90 142V143H89ZM104 142H106V144L104 143ZM108 142H110L109 143V145H108ZM163 143L162 141H159V143ZM184 142H189L190 144H187V143H184ZM34 143V144H33ZM43 143V144H42ZM52 143V144H51ZM59 143V144H58ZM74 143V144H73ZM83 145H82V144ZM103 143V144H102ZM123 143V144H122ZM131 143V144H130ZM144 143H145V145L147 146H145L144 145ZM161 143L159 144V147H162L161 146ZM38 144H40V145H38ZM48 144V145H47ZM81 144V145H80ZM87 144V145H86ZM100 144V145H99ZM165 144V143H164ZM184 144H185V146H184ZM195 144H198V146L197 145H195ZM46 145V146H45ZM64 145V146H63ZM126 145H128V146H126ZM163 145V144H162ZM186 145H188L187 147H186ZM61 146V147H60ZM75 146V147H74ZM78 146V148H76ZM111 146V147H110ZM144 146H145V148H144ZM175 146H174V148H175ZM178 146H179V149H178ZM195 146V147H194ZM81 147V148H80ZM87 147V148H86ZM96 147V148H95ZM180 147H181V149H180ZM182 147H183V149H182ZM193 149H192V148ZM99 148H100V150H99ZM143 148H144V151L146 152V154H145V152L143 151ZM173 148V149H174ZM187 148H188V150H187ZM31 149V150H30ZM86 149V150H85ZM97 149H98V151H97ZM104 149V150H103ZM123 149V151H121ZM146 149H148V151H149V153L147 152V150ZM42 150V151H41ZM58 150V151H57ZM76 150H77V152H76ZM88 150V151H87ZM108 150V151H107ZM139 150H141V151H139ZM189 150H191V151H189ZM31 151V152H30ZM154 152V155L152 154L153 152ZM194 151V152H193ZM200 151V150H199ZM198 151V152H199ZM28 152V153H27ZM101 152V153H100ZM105 152V153H104ZM124 152V153H123ZM142 152H144V154H145V156H147V157H150V159H148L147 157H145L144 156V154L142 153ZM192 152L194 153V155L192 154ZM197 152V153H198ZM14 153V154H13ZM17 153V154H16ZM136 153H138V154H141V155H139V157H137V155L138 154H136ZM162 153V154H163ZM170 153H171V155H170ZM177 153H179V154H177ZM188 153V154H187ZM105 154V155H104ZM108 154V155H107ZM110 154V155H109ZM114 154V156H112ZM142 154H143V156H144V158H145V160L143 159V162L145 161L146 162V167L145 166H143L142 167V165L141 164H143L144 165V163L142 162L141 163V161L140 160H142ZM148 154V155H147ZM149 154H152V155H149ZM173 154V155H172ZM190 154H192V155H190ZM43 155V156H42ZM59 155V156H58ZM83 155V156H82ZM125 156V158H127V159H125L123 156ZM128 155V156H127ZM157 155V156H156ZM169 155V156H168ZM183 155V158L181 157ZM100 158H99V157ZM170 156H171V159H170ZM173 156H175V157H177V161H176V158L175 157H173ZM181 158H180V157ZM189 157V160H188V158L185 160V158L186 157ZM192 156V157H191ZM195 156V157H194ZM83 157V158H82ZM107 157V158H106ZM131 157L133 158V159H131ZM153 157V158H152ZM165 157H168V159L167 160H165L164 161V163H162L163 162V159L162 158H165ZM190 157H191V159H190ZM13 158V159H12ZM32 158V159H31ZM48 158V159H47ZM60 158V159H59ZM91 158V159H90ZM123 158V159H122ZM136 158H139V159H137L136 160ZM141 158V159H140ZM147 158V159H146ZM158 158V161H159V159H160V161L158 162L156 159ZM173 158V159H172ZM179 158V159H178ZM193 158H194V160H193ZM196 158V159H195ZM18 161H17V160ZM40 159V160H39ZM53 159V160H52ZM76 159V160H75ZM85 159V160H84ZM100 159L103 161V163H102V161H100ZM112 159H114V160H112ZM152 159V160H151ZM154 159L157 161H155V162H153L154 161ZM183 159V160H182ZM80 160V161H79ZM106 160V161H105ZM111 160H112V162H111ZM124 160V161H123ZM127 160V161H126ZM129 160V161H128ZM147 160V161H146ZM179 160V161H178ZM58 161V162H57ZM100 161V162H99ZM117 161H118V163H117ZM122 161L124 162V163H122ZM136 161H138L137 163H138V165H136L137 163H136ZM148 161H150V163L152 164H150L151 166L149 167V162ZM152 161V162H151ZM167 161V162H166ZM175 161H176V163H175ZM190 161H194V162H192V164H191V162ZM24 162V163H23ZM34 162V163H33ZM78 162V163H77ZM109 164H108V163ZM120 162V163H119ZM128 162L130 163L129 165H126L125 163H127L128 164ZM133 162H134V165L133 166H131L132 164H133ZM141 164H140V163ZM166 162V163H165ZM168 162H170V163H168ZM185 162V163H184ZM46 163V164H45ZM51 163V164H50ZM66 163V164H65ZM81 163V164H80ZM85 163V164H84ZM106 163H107V165H106ZM154 163H155V165H154ZM156 163H161L160 165L161 166H163V164H165L166 166H165V169L163 168V167H160V165L159 164H157L156 165ZM196 163V165H194V164ZM2 164V165H1ZM15 164V165H14ZM53 164V165H52ZM80 164V165H79ZM117 164V165H116ZM118 164L120 165V166H118ZM124 164L126 165V166H124ZM140 164V165H139ZM148 164V165H147ZM169 164H171V165H169ZM178 164V165H177ZM71 165H73L74 167H72ZM88 165V166H87ZM100 165H101V167H100ZM177 165V166H176ZM191 165V166H190ZM192 165H194V167L192 166ZM71 166V167H70ZM123 166V167H122ZM127 166H129V168L130 169H127L128 167ZM136 166V167H135ZM153 166H155V167H157V168H155V170H153ZM55 167V168H54ZM62 167V168H61ZM82 169H81V168ZM120 167V168H119ZM171 167H177V169H172ZM186 167H188V168H186ZM47 168V169H46ZM65 170H64V169ZM69 168V169H68ZM73 170H72V169ZM92 168V169H91ZM102 168V169H101ZM109 168V169H108ZM132 168V169H131ZM140 168V169H139ZM142 168H144V170H146V168H149L148 170H150V172L154 175H152L148 170H146V171H144ZM151 168H152V170H151ZM162 168V169H161ZM180 168V167H179ZM191 168H193V169H191ZM195 168V169H194ZM2 169V170H1ZM46 169V170H45ZM58 169V170H57ZM59 169H61V171L59 170ZM70 169H71V171L72 172H70ZM124 169V170H123ZM127 169V170H126ZM134 169H136V170H134ZM138 169V170H137ZM156 169H159L157 172H156ZM190 169V170H189ZM79 170V171H78ZM83 170V171H82ZM129 170H131V171H129ZM132 170H134V171H132ZM142 172H141V171ZM191 170H193V171H191ZM3 171V172H2ZM122 171L124 172V171H126V172H124V173H126V174H122ZM137 171V172H136ZM140 173H139V172ZM143 171L144 172H147V173H149V176H148V174H147V176L148 177H150V179H148V177H145V173H143ZM73 172H75V173H73ZM78 172V173H77ZM88 172V173H87ZM95 172V173H94ZM109 172L111 173V174H109ZM128 172L129 173H131V174H129V175H127L128 174ZM133 172V173H132ZM138 174V175H135L136 173ZM154 172V173H153ZM192 172L194 173V174H192ZM196 172V173H195ZM3 173V174H2ZM24 173V174H23ZM44 173H46V174H44ZM51 173V174H50ZM61 173V174H60ZM74 174V176H73V174ZM86 173V174H85ZM91 173V174H90ZM94 173V174H93ZM107 173H108V175H107ZM157 173V174H156ZM177 175H176V174ZM22 174V175H21ZM72 174V175H71ZM112 174H114V175H112ZM117 174H119V175H117ZM136 176L135 178H134V176ZM142 174H145V175H143L145 178L143 179V177L141 176ZM162 174V173H161ZM176 176H175V175ZM21 177H20V176ZM71 175V176H70ZM76 175V176H75ZM91 175V176H90ZM104 177H103V176ZM111 175V176H110ZM122 175V176H121ZM130 175H132V176H130ZM150 175H152V176H150ZM3 176V177H2ZM47 176V177H46ZM51 176V177H50ZM114 176V177H113ZM117 176H121L122 178H124V179H128L127 181H125V182H123V179H122V181H118V180H121V177L119 178V177H117ZM128 176V177H127ZM137 176H139L138 178H140L139 180L141 181H139L138 179H137ZM53 177V178H52ZM74 177H75V179H74ZM77 177V178H76ZM88 177V178H87ZM101 177V178H100ZM107 177V178H106ZM109 177V178H108ZM113 177V178H112ZM127 177V178H126ZM142 177V178H141ZM156 180H154L153 178ZM188 177H190V175L188 176ZM192 177V176H191ZM189 178V179H193V178ZM21 178V179H20ZM117 178V180H115ZM131 178V179H130ZM133 178H134V181H133ZM171 177L169 176V179H170ZM176 178H177V180H176ZM49 179V180H48ZM51 179V180H50ZM53 179V180H52ZM68 179V180H67ZM77 179V180H76ZM101 179V180H100ZM102 179H104L103 181V185H102ZM137 179V180H136ZM162 179V180H161ZM195 179V178H194ZM28 180H29V182H28ZM47 180V181H46ZM130 180V181H129ZM142 180L144 181L143 183H142ZM146 180V181H145ZM147 180H148V185H147ZM151 180V183L152 182H154L155 181V184L154 183H152L153 185H155V187L157 188V185L158 184H160V186H159V189L157 188V190L155 189V187L154 186H151V183L149 182ZM159 180V181H158ZM161 180V181H160ZM171 180V179H170ZM2 181V182H1ZM8 181V182H7ZM12 181V182H11ZM78 181V182H77ZM84 181V182H83ZM92 181V182H91ZM109 181V182H108ZM114 183V185H113V183ZM137 181H139V182H136ZM158 181V182H157ZM171 181V182H172ZM46 182V183H45ZM86 182V183H85ZM96 182V183H95ZM111 182V183H110ZM123 182V183H122ZM129 182H130V185H129ZM133 184H132V183ZM134 182H135V184H136V187H135V185H134ZM146 182V183H145ZM175 182H172V183H175ZM116 183V184H115ZM119 185H118V184ZM125 183H128L127 184V186L128 187H126V184ZM144 183H145V185H144ZM51 184V185H50ZM79 184V185H78ZM110 185V187L108 186V185ZM125 186H124V185ZM132 184V185H131ZM140 184V185H139ZM157 184V185H156ZM65 187H64V186ZM101 185V186H100ZM105 185V186H104ZM117 185H118V187H117ZM138 185H139V188L140 187H142L143 186V188L142 189H145V192H143V190L142 189H140V190H142V191H140L139 190V188H137L138 187ZM142 185V186H141ZM149 185L151 186V188H148L149 187ZM33 186V187H32ZM61 186V187H60ZM70 186V187H69ZM88 186V187H87ZM96 186V187H95ZM102 186H104V187H102ZM114 186V187H113ZM116 186V187H115ZM120 186H123L122 188H121V190L119 189L120 188ZM132 186V187H131ZM145 186H147V188L145 187ZM162 186V187H161ZM56 187V188H55ZM125 187V188H124ZM130 187L132 188L131 189V191H130ZM153 187H154V189H153ZM160 187H161V190H160ZM8 188V189H7ZM49 188H51V189H49ZM97 188V189H96ZM106 188V189H105ZM108 188V189H107ZM114 188L116 189L115 191H114ZM129 188V189H128ZM134 188H135V192H133L134 191ZM137 188V189H136ZM49 189V190H48ZM58 189H60V190H58ZM101 189V190H100ZM119 189V190H118ZM125 189V190H124ZM151 189H153V190H151ZM197 190H195L194 191V195H196V196H199L200 198L202 197H204V199L203 200H201V199H199V200H201V201H203V202H205V205H203L204 203L203 202H200L199 203V200H198V198L199 197H193V195H192V197H191V201H196L197 202V206L199 207L200 205H203V206H200L199 207V209H198V207H197V209L196 208H194L193 206L194 205H192V208H191V212L195 215V216H193L194 218L196 217V215L198 216V215H200V217L199 218H201L202 217V220H201V225H202V227L203 228H205V226L206 227H208V224L210 225V222H211V217H208V220H210V221H208L207 220V225H206V221L204 222L203 220L205 219L206 220V217L207 216H209V215H207V214H209L208 212H207V214H206V212H204V210L206 211V206H207V203H206V200H205V196H201V194H203L204 195V192H203V187L201 188V187H199V189H198V187L196 188ZM201 189H203V190H201ZM52 190V191H51ZM61 190H63L62 192H61ZM105 190V191H104ZM108 190V191H107ZM110 190L112 191H114L113 193H111L110 192ZM129 190V191H128ZM136 190H138V191H140V193L141 192H143V194L141 193V194H137L136 192H138V191H136ZM153 191V192H151V191ZM160 190V191H159ZM166 190V191H165ZM199 190V191H198ZM202 191V193H201V191ZM41 191H42V193H41ZM57 191V192H56ZM66 191H68V192H66ZM72 191V192H71ZM81 191V192H80ZM86 191H88V192H86ZM99 191V192H98ZM103 191H104V194H103ZM116 191H118L119 193H117ZM126 191V192H125ZM129 193H133L132 195L131 194H129ZM159 191V192H158ZM45 192V193H44ZM75 192V193H74ZM116 192V193H115ZM120 192H122V193H124L123 195L124 196H126V199H125V197H123V195H121L120 194ZM155 192H157V195H154V193ZM163 192H164V194H163ZM198 192V193H197ZM62 193V194H61ZM107 193V194H106ZM115 193V194H114ZM126 193H128V194H126ZM134 193H136V194H134ZM139 193V192H138ZM159 193V194H158ZM196 193V194H195ZM109 194V195H108ZM114 194V195H113ZM116 194H119L120 195V197H119V195H117L116 196ZM126 194V195H125ZM146 194H148V195H146ZM156 194V193H155ZM162 194H163V196H164V198H162V200H159V199H161V198H159V196L160 197H163L162 196ZM168 194V195H167ZM171 194V195H170ZM198 194V195H197ZM6 195V196H5ZM44 195V196H43ZM50 195V196H49ZM63 195V196H62ZM104 195V196H103ZM131 197H130V196ZM135 195H136V198H135ZM140 195H142V196H144V197H146V198H142V196H140ZM153 195V196H152ZM87 196H88V198L89 199H87ZM92 196V197H91ZM102 196V197H101ZM113 196H115V197H113ZM154 196H156V198L154 197ZM169 196H172V197H169ZM27 197V198H26ZM43 197V198H42ZM50 197V198H49ZM59 197V198H58ZM75 197V198H74ZM104 197H105V199H104ZM110 197V198H109ZM119 197V202L121 201V198H122V205H120L121 204V202L120 203H118V201H116L117 200V198ZM129 197V198H128ZM133 197V198H132ZM139 198V204L141 205H139V209H141L142 207V209H141V211L145 208V209H148V211L149 212H151L153 215H151V213H149V212H145V213H143L144 211H139V209L138 208H136L137 206L136 205H138V202H137V204H135L134 202H136L135 200H137L138 201V198ZM156 199V202L154 201V203H153V200H155L154 198ZM169 197V198H168ZM2 198V199H1ZM4 198V199H3ZM54 198V199H53ZM69 198V199H68ZM109 198V199H108ZM127 198H128V201H127ZM131 198V199H130ZM152 198H153V200H152ZM172 198H174V199H172ZM194 198H197L196 200L194 199ZM76 199V200H75ZM111 199L114 201V199H115V201L114 202H112L111 201ZM134 199V200H133ZM140 199H143V200H145V201H143V200H141V201H143V202H145L144 203V205H143V202H142V204H141V201H140ZM146 199H147V201L149 202V204H148V202L146 201ZM193 199V200H192ZM60 200V201H59ZM87 200V201H86ZM106 200V201H105ZM123 200H125L124 202H123ZM29 201V202H28ZM108 201V202H107ZM130 201H132L131 203H130ZM134 201V202H133ZM161 201V202H160ZM164 201H168V202H165L164 203ZM87 202V203H86ZM105 202V203H104ZM127 202V203H126ZM163 202V203H162ZM170 202H172V203H170ZM42 203H43V205H42ZM82 203V204H81ZM99 203H100V205H99ZM106 203H107V205H108V207H107V205H106ZM109 203V204H108ZM126 203V204H125ZM130 203V204H129ZM156 203H158V204H156ZM170 203V205H172V206H170V205H168ZM69 204V205H68ZM78 204H80V205H78ZM104 205V207H103V209H105V210H102V206ZM114 204V205H113ZM118 205L119 204V206H116V207H114L115 205ZM145 204H147V205H145ZM161 204L163 205V206H161ZM175 204V205H174ZM9 205V206H8ZM20 205V206H19ZM109 205H112L111 207L109 206ZM149 205V206H148ZM151 205V206H150ZM159 205H160V207H159ZM41 206V207H40ZM81 206H82V208H81ZM99 206H101V209H100V207ZM105 206L107 207V208H105ZM123 206H124V208H123ZM145 206H148V208L147 207H145ZM169 206H170V208H169ZM33 207V208H32ZM46 207V208H45ZM78 207H80L79 209H80V211H79V209H77ZM164 207H168V210L170 209V210H172L173 212H171V211H168L167 212V214H166V212L164 211V210H166V208H164ZM172 207H175V208H172ZM196 207V206H195ZM201 207H202V209H201ZM8 208V209H7ZM53 208V209H52ZM110 208V209H109ZM114 208V209H113ZM157 208V209H156ZM162 208H164V209H162ZM194 208V209H193ZM14 209V210H13ZM63 209V210H62ZM113 209V210H112ZM118 209H120V210H118ZM128 211H127V210ZM132 209V210H131ZM137 209H138V211H137ZM144 209V210H145ZM151 209H152V211H151ZM176 209H177V211H176ZM193 209V210H192ZM9 210V211H8ZM108 210H111V211H108ZM126 210V211H125ZM131 210V211H130ZM174 210L176 211V213L174 212ZM203 210V211H202ZM3 211V212H2ZM83 211V212H82ZM99 211V212H98ZM100 211H105V212H100ZM109 213H108V212ZM118 211V212H117ZM120 211V212H119ZM124 211L125 212H127L128 213V215H129V213H130V215L129 216H131V218L127 215V213L125 214L124 213ZM146 211V210H145ZM167 211V210H166ZM46 212V213H45ZM98 212V213H97ZM108 214H110V215H112V216H110V215H108ZM114 212V213H113ZM169 212L171 213V214H169ZM198 212V213H197ZM199 212H200V214H199ZM136 213H140L139 215H138V217H137V215H136ZM142 213V214H141ZM174 213V215L176 214L178 217L177 218H174L173 217V214ZM191 213V214H192ZM46 214V215H45ZM70 214V215H69ZM99 214V215H98ZM103 214H105L104 215V217H103ZM124 214V215H123ZM133 214V215H132ZM147 214V215H146ZM150 214V215H149ZM159 214V215H158ZM201 214H202V216H201ZM74 215V216H73ZM92 215V216H91ZM102 215V216H101ZM121 215V216H120ZM123 215V216H122ZM127 215V216H126ZM168 215V216H167ZM170 215V216H169ZM172 215V216H171ZM176 215H175V217H176ZM207 215V216H206ZM95 216L97 217L96 219H95ZM100 216V217H99ZM106 216H109V217H106ZM134 216V218H132ZM142 216V217H141ZM8 217V218H7ZM72 217V218H71ZM86 217H89V218H86ZM92 217L94 218V219H92ZM110 217H112V218H110ZM117 217H119V218H116ZM125 219H124V218ZM143 219V220H141V218ZM149 217H151V218H149ZM170 217V218H169ZM173 217V221L175 222V224H174V222H172V218ZM105 218L107 219L106 221V223L104 222V220H105ZM108 218H109V220H108ZM122 218V219H121ZM128 218H130L131 219V221L128 219ZM155 218V219H154ZM179 218V219H178ZM204 218V219H203ZM16 219V220H15ZM103 219V220H102ZM124 219V220H123ZM133 219V220H132ZM171 219V220H170ZM5 220H7V221H5ZM14 220V221H13ZM86 220H88V221H86ZM93 220H96V221H93ZM99 220H100V222H99ZM110 220H111V222H110ZM121 220V221H120ZM144 220H145V222H144ZM152 222L153 220V222L152 223H150V221ZM6 223H5V222ZM83 221V222H82ZM93 221V222H92ZM113 221H116V222H113ZM124 221H125V223H124ZM127 221H129V222H127ZM141 221V222H140ZM169 221L171 222V225H173V226H175L176 225V228L178 229H176L175 230V227H173V226H169L170 225V223H169ZM178 221V222H179ZM98 224H97V223ZM108 222H110L109 224H108ZM120 222V223H119ZM132 224H131V223ZM133 222L134 223H136V224H133ZM140 222V223H139ZM155 222V223H154ZM158 222V223H157ZM89 223H94L93 225L92 224H89ZM103 224V227H102V224ZM114 224V226H115V228H114V226H113V224ZM117 223H119V224H117ZM124 223V224H123ZM129 223L131 224V225H129ZM137 223H138V225H137ZM144 223V224H143ZM149 225H148V224ZM154 223V224H153ZM3 224H4V226H3ZM17 224V225H16ZM45 224V225H44ZM86 225V227H85V225ZM101 226H100V225ZM108 224V225H107ZM110 224H111V226H110ZM122 226H121V225ZM141 224V225H140ZM145 224H146V226H145ZM157 224V225H156ZM158 224H159V226H158ZM5 225H7V226H5ZM94 227L95 225H97L96 227H95V229L92 227V226ZM108 227V228H111V230L110 229H108V228H106V226ZM134 225H137V228H136V226H134ZM151 225H153L154 227V232H153V228L151 227ZM164 225V226H163ZM205 225V226H204ZM13 226V227H12ZM77 226V227H76ZM89 226H90V229H93V231L92 230H90V229H88L89 228ZM98 226H99V228H98ZM131 226V227H130ZM164 228H163V227ZM7 227V228H6ZM17 227V228H16ZM82 227V228H81ZM84 227V228H83ZM121 227V228H120ZM123 227V228H122ZM136 229H135V228ZM138 227H140L142 230H144V232L147 234V232H148V230L150 231V232H148V233H150V236H149V234H140V233H138V232H140V230L138 229ZM146 227H150L149 229L148 228H146ZM170 227V228H169ZM5 228V229H4ZM96 228H98V229H96ZM101 228V229H100ZM115 230H114V229ZM132 228H134V230L132 229ZM144 228V229H143ZM152 228V229H151ZM10 229V230H9ZM16 229V230H15ZM109 230V231H111V233H112V231L114 232V233H117L119 236L121 235V234H119V232L120 233H124V234H122L123 235V237H122V235L120 236V237H117L118 235H115L114 233H112V234H114V235H112L109 231H106V230ZM113 229V230H112ZM128 229V230H127ZM129 229L131 230H133V232H134V234L137 236H134V234H132V232L131 231H129ZM138 229V230H137ZM206 229H208V232L210 231V233L212 232V229H211V227L209 226V228H205V231L207 232V230ZM255 229V228H254ZM18 230V231H17ZM49 230V231H48ZM96 230H97V232H98V230L100 231V233H101V231H104V232H102V233H104L103 234V236L99 233H97L96 232ZM136 230H137V232H136ZM141 230V233H143V231ZM163 230V231H162ZM175 231V233H177V234H175L174 233V231ZM16 231V232H15ZM25 231V232H24ZM92 231V232H91ZM95 231V233L94 234H97V235H101L100 236V238H99V236H97V238H96V235H93V234H91V233H93ZM117 231V232H116ZM122 231V232H121ZM125 231V232H124ZM127 231H129L128 233H127ZM151 231L153 232V233H151ZM160 231V232H159ZM256 231V230H255ZM255 231H254V233H255ZM11 232V233H10ZM87 232H89V233H87ZM91 232V233H90ZM168 232H170V233H168ZM171 232L173 233V235H171ZM7 233V234H6ZM18 233V234H17ZM68 233H70V234H68ZM107 233H109V235L107 234ZM126 233V234H125ZM157 233V234H156ZM161 233V234H160ZM167 233H168V235H167ZM26 234V235H25ZM107 235V236H104V235ZM128 234V236H126ZM132 234V236L135 238H133L132 236H130ZM138 234H140L139 236H138ZM163 234V235H162ZM52 235V236H51ZM93 235V236H92ZM111 235V236H110ZM146 235V236H145ZM152 235V236H151ZM154 235H157V237H158V241H159V243H160V246H159V244H158V242H157V240L155 239V238H157L156 236H154ZM167 236V239H166V236ZM175 235V236H174ZM255 235V234H254ZM11 236V237H10ZM109 236V237H108ZM114 236V237H113ZM132 237V239L131 238H128V237ZM147 236H149V239H151L150 237H153L151 240H149L148 238H146L145 240H143V238H145V237H147ZM170 236L172 237V239L170 238ZM17 237H19V238H17ZM94 237V240L96 241V243H95V241L92 239ZM126 237H127V239H129V240H127L126 239ZM173 237H175V238H177V239H180V240H175V238H173ZM180 237V238H179ZM255 237V236H254ZM254 237H252L251 239H252V241L253 240H255V239H253ZM4 238V239H3ZM114 238H116V239H114ZM119 238V239H118ZM138 238V240H136ZM164 238V239H163ZM169 238V239H168ZM3 239V240H2ZM11 239V240H10ZM27 239V240H26ZM82 239V240H81ZM99 239H101L100 241H98ZM113 239V241L115 240V242H112L111 240ZM141 239V240H140ZM172 240V242H171V240ZM102 240H104L103 242H102ZM116 240H118V241H116ZM145 242H147V245H149V246H147L146 245V242L145 243H143V241ZM167 240V241H166ZM170 242H169V241ZM174 240H175V242H177V243H179V245L178 244H176L175 242H174ZM89 241V242H88ZM139 241H142V244H141V242L139 243ZM162 241V242H161ZM180 241H183L182 243L180 242ZM184 241L186 242L185 244H183L184 243ZM251 241V242H252ZM84 244H83V243ZM97 242H100L101 243V245L102 244H104V245H102L103 247H104V250H103V247L102 246H100V243H97ZM117 242V243H116ZM120 242V243H119ZM121 242H125L124 244L123 243H121ZM154 244H156L157 243V245H158V247H159V250L156 248V245L154 244H152V243ZM173 242H174V245H173ZM116 243V244H115ZM119 243V245H117ZM134 245H133V244ZM140 245H139V244ZM168 245H167V244ZM15 244V245H14ZM21 244V246H19ZM48 244V245H47ZM89 244V245H88ZM92 244V245H91ZM97 245V244H99V245H97V246H95V245ZM114 246H113V245ZM126 244V245H125ZM162 244V245H161ZM170 244L172 245V246H174L175 248H176V246L178 247L177 249H175V250H173L174 248H172V246H171V249L170 248H167V247H169L170 246ZM181 244V245H180ZM121 245V246H120ZM145 245H146V247H145ZM153 245V246H152ZM165 245V246H164ZM176 245V246H175ZM184 245V246H183ZM253 245H255V241H253V243H252V245H251V249L253 250V249H255V246H257V244L255 245V246H253ZM36 246V247H35ZM84 246V247H83ZM112 246L113 247H115V249L114 248H112ZM118 246H120V247H118ZM131 248H130V247ZM153 248H152V247ZM162 246V247H161ZM186 246V247H185ZM2 247H3V249H2ZM108 247H109V249L111 250V251H108L109 249H108ZM142 247V248H141ZM148 247H150V249H151V251L149 250V248ZM11 248V249H10ZM96 248H98V249H96ZM106 248V249H105ZM116 248L118 249V248H120L119 250H120V252H119V250H116ZM133 248H134V250H133ZM155 248V250H154V252H153V249ZM161 248H162V250H161ZM182 248H184L183 250H182ZM186 248V249H185ZM257 248V247H256ZM65 249V250H64ZM123 249V250H122ZM130 249V250H129ZM166 249V250H165ZM191 249H192V251H191ZM257 249H259V248H257ZM11 250V251H10ZM20 250V251H19ZM95 250V251H94ZM104 252H103V251ZM112 250H114L115 251V253H113L112 254ZM132 250V251H131ZM138 250V251H137ZM144 250V251H143ZM171 250V251H170ZM249 250V249H248ZM14 251V252H13ZM119 253H121L122 252V257H121V254H118V252ZM125 251V252H124ZM131 251V252H130ZM156 251V252H155ZM157 251H158V254H157ZM161 251H163V252H161ZM167 251V252H166ZM173 251H175L174 253H171V252H173ZM182 251V252H181ZM255 251L256 252H258V250H256L255 249ZM260 251V250H259ZM101 252H103L105 255L107 254V256H105L103 253H101ZM107 252V253H106ZM108 252H110V253H108ZM117 252V253H116ZM141 254H140V253ZM144 254H143V253ZM152 254H151V253ZM160 252V253H159ZM181 252V254H179ZM134 255H133V254ZM146 253V254H145ZM155 255H154V254ZM169 253V254H168ZM184 253V254H185ZM196 253V252H195ZM194 253V256H195V258L197 257V253L195 254ZM259 253V252H258ZM3 254H4V256H3ZM131 254V255H130ZM138 254H139V256H138ZM149 254V255H148ZM161 254V255H160ZM166 254V255H165ZM173 254H175L177 257L175 258V255H173ZM179 254V255H178ZM21 255V256H20ZM93 255H95V257L93 256ZM103 255H104V257H103ZM109 255H110V257H109ZM111 255H113L112 257H111ZM116 255V257L120 260L121 259V261H119L116 257H114ZM121 257H119V256ZM153 255V256H152ZM156 255H160V256H156ZM163 255V256H162ZM169 255V256H168ZM171 255H172V257H171ZM180 255H181V257H180ZM134 256V257H133ZM138 256V257H137ZM147 256V257H146ZM156 256V257H155ZM166 256V257H165ZM174 256V257H173ZM94 257V258H93ZM101 257V258H100ZM103 257V258H102ZM107 257V263H106V260H105V258ZM114 257V258H113ZM153 257V258H152ZM158 257L160 258V259H158ZM162 257H164V258H162ZM170 257V258H169ZM96 258V259H95ZM109 258V259H108ZM126 258V259H125ZM137 258V259H136ZM140 258V259H139ZM143 258H145V259H143ZM150 258V259H149ZM169 258V259H168ZM8 259V260H7ZM93 259V260H92ZM115 259H117V260H115ZM4 260V261H3ZM80 260V261H79ZM138 260V261H137ZM140 260V261H139ZM152 260V261H151ZM176 260H177V262H176ZM96 261V262H95ZM111 261V262H110ZM144 261V262H143ZM157 261V262H156ZM169 261H170V263H169ZM136 262V263H135ZM140 262V263H139ZM183 262V263H182ZM116 263V262H115ZM179 263V264H180Z\"/></svg>",
    "mask_w": 264,
    "mask_h": 264
}]
</instances>
